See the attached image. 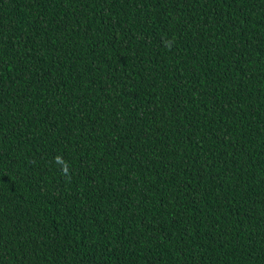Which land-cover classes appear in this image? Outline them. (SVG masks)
<instances>
[{"label": "trees", "instance_id": "1", "mask_svg": "<svg viewBox=\"0 0 264 264\" xmlns=\"http://www.w3.org/2000/svg\"><path fill=\"white\" fill-rule=\"evenodd\" d=\"M0 264H264V0H0Z\"/></svg>", "mask_w": 264, "mask_h": 264}]
</instances>
